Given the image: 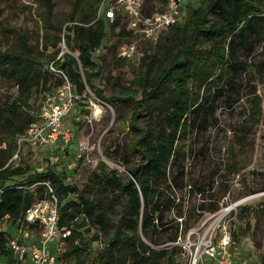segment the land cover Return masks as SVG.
<instances>
[{
    "label": "trees",
    "instance_id": "1",
    "mask_svg": "<svg viewBox=\"0 0 264 264\" xmlns=\"http://www.w3.org/2000/svg\"><path fill=\"white\" fill-rule=\"evenodd\" d=\"M38 1L39 20L48 31L43 48L30 44L28 35L20 33L21 47L0 50V77L6 84L4 97L0 98V146L2 142L6 143L0 147V223L8 221L16 223L18 228L25 227L28 224L26 211L36 200L47 196V186L42 182L49 181L60 206L63 200L73 195L77 197L60 207V225L71 231L69 240L79 237L85 221L91 225L99 224L102 231L108 230L109 222L112 224L104 248L92 262L77 258L75 264H160L166 258L170 264H177L176 255L182 247L173 242L193 226L190 223L192 216H186L184 206L175 203V188L187 186L180 200L186 196L187 199L198 195L204 199L206 196V188L190 183L184 165L179 163L180 156L190 155L185 135L198 123L201 113L213 107L217 96L228 91L226 86L233 87L232 76L238 69L248 67L242 65L235 48L250 44L252 38L256 40L263 33L264 0H199L198 8L189 12L183 24L178 22L170 28L174 29L176 41L165 53L149 61L148 53L143 56L145 69L136 77L139 98L132 95L133 91H125L134 104L131 127L141 133L140 137L130 141L129 147L140 150V160L128 168L129 175H119L118 169L114 168L95 181L101 187L108 184L116 192L120 205L117 221L111 219L108 204L91 199L85 196L84 190L65 183L53 168L33 173L18 182V177L27 169L21 164L14 165L10 159L17 151L18 137L37 121L45 93L65 81L48 68V63L54 61L56 66L62 67L76 91L83 94L87 84L94 86L92 76L99 66L95 54L109 30L121 22L123 30L112 46L114 50L132 41L136 43L129 45L149 43L156 51L159 48L139 32L129 29L128 21L121 13L118 12L111 23L98 17L103 0H67L70 9L61 22L56 19L55 0ZM148 1V12L161 11L165 6V0ZM158 4H161L160 8ZM63 36L76 56L65 53L63 60L56 59ZM202 36L214 43L212 49L199 46ZM49 47L52 50L48 51ZM120 54L125 60L133 56L125 52ZM94 88L105 98L101 88ZM34 96L39 98L36 105L31 101ZM252 106L254 124L258 125L262 109L257 99H253ZM140 117L144 122L137 125ZM37 182L40 183L33 186ZM212 188L213 185L208 184V189ZM174 206V215H169ZM218 209L219 203L207 207L200 205L201 211ZM202 216L201 212L195 215L194 223ZM29 228L39 231L37 224H29ZM157 236H163L164 242L172 244L162 248L153 246ZM11 237L14 236L10 231L0 230V258L5 257L6 264H23L8 246ZM91 242L86 240L85 248L89 249ZM78 250L74 247L67 254H76ZM65 253L66 250L60 259Z\"/></svg>",
    "mask_w": 264,
    "mask_h": 264
},
{
    "label": "rangeland",
    "instance_id": "2",
    "mask_svg": "<svg viewBox=\"0 0 264 264\" xmlns=\"http://www.w3.org/2000/svg\"><path fill=\"white\" fill-rule=\"evenodd\" d=\"M39 5L38 0H0V50L21 47L20 33L28 35L30 44L43 48L48 31L39 20ZM157 6L160 8L161 4ZM198 6L199 0H192L183 11L180 23L183 24L189 12ZM69 9L67 0H55V15L60 22ZM122 24L109 30L98 53H94L99 66L92 76L93 85L103 90L105 98L100 97L94 86L88 84L86 92L77 96L66 116V123L74 126V136L67 147L61 149V143L35 149L27 147L21 153L22 160L19 163L18 160L14 161V165L21 164L27 169L23 176L18 177V182L33 173L53 168L65 183L84 190L85 196L91 199L108 204L111 219L116 221L120 209L116 192L108 184L101 187L95 181L114 168L118 169L119 175H129L128 168L139 162L140 150L130 148L129 143L140 137L141 133L131 127V107L134 104L125 91L129 89L133 91V96L139 98L136 77L145 69L143 56L145 53L150 55L147 61L161 57L176 41L174 29H170L157 41H153L159 51L149 43L132 44L135 52L129 60H125L120 53L127 52L129 44L136 41L116 50L112 48L119 32L123 30ZM63 26H66L65 20ZM199 46L212 49L214 43L202 36ZM235 51L242 65L248 67L241 66L236 75L232 76L233 87L227 85L228 91L217 96L208 112L201 113L198 123L185 135L190 155L179 157V163L184 165L190 183L205 187L206 196L204 199L200 195L189 199L186 196L180 200L187 186L175 188V203L184 206L186 216H192L190 223L193 226L182 233L179 241L173 242L182 247V251L176 255L177 264H191V247L194 251L203 234L211 227H215L217 240L221 236L220 226L223 224H227L230 229L235 264H264V30L256 40L252 38L250 44L237 45ZM5 87V81L0 77V98L4 97ZM253 99H257L262 109L258 125L254 124L252 117ZM31 101L36 105L39 98L34 96ZM143 122L141 117L136 121L137 125ZM5 145L2 142L0 147ZM208 184L213 185L211 190ZM72 199L77 197L73 195L63 200L61 206ZM211 203H219V209L215 212L200 210V205L207 207ZM174 211L175 206L169 215H174ZM200 212L203 216L195 224L194 217ZM85 222L79 230V237L68 240L60 264H75L77 258H86L90 263L104 248L107 233L112 227L111 222L105 231L100 230L97 223L91 225ZM16 228V223H0V230H9L13 235H17ZM88 239L92 240L89 249L84 246ZM156 240L153 246L158 248L172 244L164 242L166 238L163 236H157ZM74 247H78L79 252L67 254ZM2 259L5 257H1L0 261ZM160 264L170 263L166 258ZM198 264L210 263L202 257Z\"/></svg>",
    "mask_w": 264,
    "mask_h": 264
},
{
    "label": "built area",
    "instance_id": "3",
    "mask_svg": "<svg viewBox=\"0 0 264 264\" xmlns=\"http://www.w3.org/2000/svg\"><path fill=\"white\" fill-rule=\"evenodd\" d=\"M103 0L98 17L113 22L117 13H121L128 21V28L139 32L149 40L157 41L173 25L180 22L183 11L192 0H165L161 11L148 12V0ZM197 1V0H196ZM61 50L56 59H64L65 53H72L67 47L64 36L60 42ZM133 47V48H132ZM135 46L129 45L125 53L134 54ZM76 56V55H75ZM52 61L48 68L62 76L65 81L56 89L45 93L38 119L27 132L17 139V151L10 161L21 159V153L27 148L35 149L48 144L60 145L65 149L74 136V126L66 123V116L71 110L79 93L71 83L62 67L56 66ZM79 120V117H77ZM77 120V121H78ZM40 182L33 184L35 186ZM47 186V196L36 200L26 211L25 219L28 224L20 229L19 235L11 237L8 246L13 255L23 264H60V256L66 250L71 231L60 225V200L49 181H43ZM244 200V199H242ZM29 224H37L39 231H32ZM221 236L216 240L215 227L209 228L203 234L199 244L191 247L193 254L191 264L205 257L210 264H235L232 253V236L227 224L220 226ZM192 233V232H190ZM181 237H179L180 240ZM178 240V241H179ZM0 264H6L2 259Z\"/></svg>",
    "mask_w": 264,
    "mask_h": 264
},
{
    "label": "crops",
    "instance_id": "4",
    "mask_svg": "<svg viewBox=\"0 0 264 264\" xmlns=\"http://www.w3.org/2000/svg\"><path fill=\"white\" fill-rule=\"evenodd\" d=\"M40 156V155H39ZM20 229L21 228H16L15 230H16V232H17V235H19V232H20ZM1 230H3V229H1ZM6 230V229H5ZM9 231V230H8ZM13 235V234H12ZM17 235H13V236H17Z\"/></svg>",
    "mask_w": 264,
    "mask_h": 264
}]
</instances>
